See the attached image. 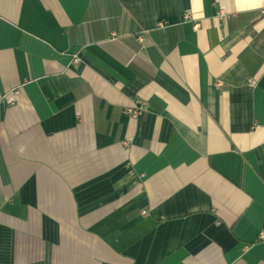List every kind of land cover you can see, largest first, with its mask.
Returning <instances> with one entry per match:
<instances>
[{
	"label": "crops",
	"instance_id": "crops-1",
	"mask_svg": "<svg viewBox=\"0 0 264 264\" xmlns=\"http://www.w3.org/2000/svg\"><path fill=\"white\" fill-rule=\"evenodd\" d=\"M263 7L0 0V264H264Z\"/></svg>",
	"mask_w": 264,
	"mask_h": 264
},
{
	"label": "built area",
	"instance_id": "built-area-1",
	"mask_svg": "<svg viewBox=\"0 0 264 264\" xmlns=\"http://www.w3.org/2000/svg\"><path fill=\"white\" fill-rule=\"evenodd\" d=\"M260 16H261V19L264 21V7L260 10ZM187 18H189L188 15H187ZM218 18L221 21H226V19L228 18V15L224 11V9H220L218 11ZM114 36H116V35H114ZM78 63H79L78 55H73L72 64L76 65ZM248 83L251 87H255L257 85V81L254 78H250L248 80ZM14 93L17 94L18 92L15 91ZM12 105H14V103H12ZM147 105H148L147 103H141V105L139 107L144 108ZM141 108L138 109L137 106L135 108H130L126 111V114L129 116H132L134 118H138L141 114V110H140ZM259 238L261 240L264 239V231L260 233ZM249 248H250L249 246H246V247H244V250L247 251Z\"/></svg>",
	"mask_w": 264,
	"mask_h": 264
}]
</instances>
